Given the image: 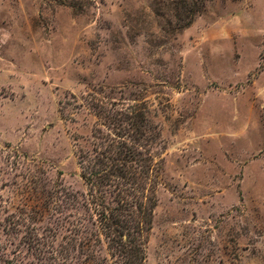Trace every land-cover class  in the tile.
<instances>
[{
	"label": "rangeland",
	"instance_id": "374dc122",
	"mask_svg": "<svg viewBox=\"0 0 264 264\" xmlns=\"http://www.w3.org/2000/svg\"><path fill=\"white\" fill-rule=\"evenodd\" d=\"M179 1L0 0L6 259L20 264L8 218L85 192L97 104L127 100L162 131L146 264H264V0H206L184 29Z\"/></svg>",
	"mask_w": 264,
	"mask_h": 264
},
{
	"label": "trees",
	"instance_id": "16d2710c",
	"mask_svg": "<svg viewBox=\"0 0 264 264\" xmlns=\"http://www.w3.org/2000/svg\"><path fill=\"white\" fill-rule=\"evenodd\" d=\"M205 3L178 2L174 17L181 29ZM126 101L97 104L99 143L81 161L85 192L60 186L40 205L23 204L20 218H8L9 230L20 233V264L147 263L164 178V160L156 152L162 131L147 101ZM2 250L0 264H16Z\"/></svg>",
	"mask_w": 264,
	"mask_h": 264
}]
</instances>
